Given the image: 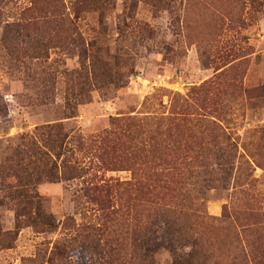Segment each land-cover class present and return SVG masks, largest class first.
Wrapping results in <instances>:
<instances>
[{
    "label": "rangeland",
    "instance_id": "1",
    "mask_svg": "<svg viewBox=\"0 0 264 264\" xmlns=\"http://www.w3.org/2000/svg\"><path fill=\"white\" fill-rule=\"evenodd\" d=\"M258 2L0 0V264H131V191L104 184L134 181L132 165H140L122 147L132 139L125 117L170 115L182 98L192 108L171 132L179 152L168 197L189 206L210 264H264V0ZM209 119L237 146L228 150L237 152V168L227 181H195L184 168L183 154L193 150L214 162L215 144L180 145L195 133L211 140ZM55 124L67 137L64 155L86 174L19 181L36 160L42 169L46 158L30 147L45 150V126ZM162 127L165 134L153 136H167ZM120 128L124 135L102 140ZM104 144L110 155L100 168ZM204 171L211 176V165ZM30 200L53 217L55 230L30 223ZM121 205L124 217L114 212ZM149 206L137 204L133 213ZM171 259L166 250L156 255L157 264Z\"/></svg>",
    "mask_w": 264,
    "mask_h": 264
},
{
    "label": "trees",
    "instance_id": "2",
    "mask_svg": "<svg viewBox=\"0 0 264 264\" xmlns=\"http://www.w3.org/2000/svg\"><path fill=\"white\" fill-rule=\"evenodd\" d=\"M259 0H255L258 2ZM259 3V2H258ZM179 107L182 110H179ZM192 105L189 99L182 98V102L175 101L171 107L170 115L164 113L150 116L149 114L142 116L141 118L128 116L125 117V122L128 126L125 131L116 130L114 132H107L106 136L102 137V140H107L111 136H120L126 134V136H142L145 134L150 135L149 138L142 139L136 145L131 140H127L128 143H123L122 147L130 161L134 158H139L140 165L135 163L132 165V171L134 174V181L120 182L116 184H104L106 187H127V191H131L129 194V208L127 213L132 217L130 221V243L131 264H157L156 255L161 250H166L172 255V259L166 264H210V255L207 254L206 247L204 245V236L202 233L199 235L194 230V217L190 211L189 206L185 202L170 200L168 192L172 185H168L167 181H173L175 178L174 172H171L174 167H171L174 156L179 152L172 143L171 132L174 129L180 127V121H185L187 118V112L190 111ZM115 121L121 120L113 119ZM167 132V136L158 137L153 136L156 133L164 135V127ZM206 129H209L212 133L211 140L200 142L198 133H195L187 141L185 139L180 140V145L187 149L188 143L205 145L208 143L215 144L216 148L214 154V162L211 164L206 160L204 152H197L195 150L188 152L184 155L183 164L184 168H189L190 175L195 181H227L233 177L234 171L237 168L236 158L237 152L234 154L228 152L230 148L235 149L237 146L232 141L231 136L226 132L220 131V126L215 120L209 119L204 125ZM48 130V135L45 144L43 145L45 150H41V146L37 143L30 148L34 152V156L37 158L38 154L44 155L46 161L43 162L42 169L37 165V160L33 162L29 171L25 170V176L22 178L19 175L14 174V170L19 168V164L15 162L16 166H13V175L19 177V181H32L31 184L35 185L41 180L39 173H44L45 178L48 181H57L61 179H72L76 177H84L86 174V167L82 165H73L71 160L66 157V139L67 137L62 133L61 124L45 126ZM190 129V128H187ZM113 134V135H112ZM164 140L159 144L158 140ZM104 147L101 149L100 154L96 156L100 168L101 163L108 161L104 156L110 155V148ZM107 152H106V151ZM105 151V152H104ZM18 153V152H17ZM107 153V154H106ZM20 156V153H19ZM39 160V159H38ZM58 160H61L58 163ZM247 164V161H240ZM14 163V160H13ZM208 165V166H207ZM211 165V176H208L204 171ZM164 166L165 168H161ZM59 169L62 177L59 175ZM37 170V171H36ZM17 172V171H16ZM142 175H148L146 180L140 181L144 177ZM169 177V178H168ZM168 178V179H167ZM154 179V180H153ZM149 180V181H148ZM102 185H96L95 189L100 190ZM168 187L167 189H165ZM175 187L171 190V193H175ZM23 190L15 191L17 198L25 195L22 194ZM170 193V194H171ZM39 199V198H38ZM26 207H30L33 212L30 218V223L33 226H45L49 230H55L57 225L53 217L48 214L41 205L37 204V201H28L25 203ZM149 206L150 208L144 212H135L138 210L136 205ZM176 204V205H174ZM147 207H144V210ZM114 211L116 214L121 213L124 217L122 205ZM97 248V247H96Z\"/></svg>",
    "mask_w": 264,
    "mask_h": 264
}]
</instances>
